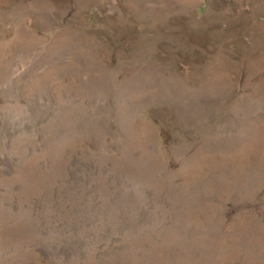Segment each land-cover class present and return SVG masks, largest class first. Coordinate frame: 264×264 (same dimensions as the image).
Segmentation results:
<instances>
[{
    "label": "rangeland",
    "instance_id": "obj_1",
    "mask_svg": "<svg viewBox=\"0 0 264 264\" xmlns=\"http://www.w3.org/2000/svg\"><path fill=\"white\" fill-rule=\"evenodd\" d=\"M0 264H264V0H0Z\"/></svg>",
    "mask_w": 264,
    "mask_h": 264
}]
</instances>
